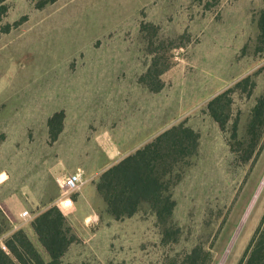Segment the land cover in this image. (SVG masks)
Wrapping results in <instances>:
<instances>
[{
    "label": "rangeland",
    "instance_id": "obj_1",
    "mask_svg": "<svg viewBox=\"0 0 264 264\" xmlns=\"http://www.w3.org/2000/svg\"><path fill=\"white\" fill-rule=\"evenodd\" d=\"M17 1L9 20L20 24L25 8L35 18L50 5ZM263 13L264 0H164L78 52L87 40L78 31L43 36L37 67L29 54L34 47L18 40L23 57L12 75L26 85L5 107L24 103L36 120L27 125L26 147H10V158L21 164L4 169L17 175L29 167L21 199L32 223L55 208L60 190L53 175L83 173L75 208L62 213L78 238L63 264H186L198 247L209 253L208 264L245 260L264 232V126L255 146L248 133L264 97ZM15 50L11 44L8 57ZM226 92L221 128L208 105ZM180 125L196 133L198 145L158 169L168 173L162 179L164 195L175 201L172 216L164 222L142 202L133 216L116 219L97 190L102 174ZM51 129L60 130L55 140ZM5 139L0 133V144ZM19 223L21 217L10 223L0 214L1 249L20 229L34 241Z\"/></svg>",
    "mask_w": 264,
    "mask_h": 264
},
{
    "label": "trees",
    "instance_id": "obj_2",
    "mask_svg": "<svg viewBox=\"0 0 264 264\" xmlns=\"http://www.w3.org/2000/svg\"><path fill=\"white\" fill-rule=\"evenodd\" d=\"M8 1L0 0V23L10 10ZM55 1L50 0V3ZM25 20L24 17L21 21ZM19 24V22L6 24L0 30V38ZM260 29L264 33V13L260 19ZM226 95L227 92L217 96L208 105L209 113L221 128H224L227 119L226 117L222 119L218 114L221 108L219 104ZM51 123L52 120H50L52 128ZM258 126H264V97L258 100L249 125L248 133L253 137L254 146L256 138L260 135ZM50 133L55 140L60 130L51 129ZM197 145L196 133L180 125L166 131L144 149L105 171L97 184V190L103 196L108 212L116 219L131 217L142 202H147L156 210L158 217L167 222L173 214L175 201L171 196L164 195L168 188L162 177L168 173L161 174L158 169L168 159L185 158ZM32 227L39 241L50 254L51 261L46 263L42 260L27 233L20 229L5 242L8 252L0 248V264H14L15 260L19 264H63L65 254L78 241L77 236L66 224L65 217L56 207L38 215ZM208 254L198 247L187 257L186 264H197L196 262L208 264ZM241 264H264V232H259Z\"/></svg>",
    "mask_w": 264,
    "mask_h": 264
},
{
    "label": "crops",
    "instance_id": "obj_3",
    "mask_svg": "<svg viewBox=\"0 0 264 264\" xmlns=\"http://www.w3.org/2000/svg\"><path fill=\"white\" fill-rule=\"evenodd\" d=\"M163 1L164 0H56L55 2L50 3L49 6L38 11L35 18H32L29 10L25 8L26 12L23 17L29 16V19L25 20V22L20 24L17 28L12 29L9 33L1 36L0 133L5 135L6 139L0 144V178L3 175L7 176L0 181V214H3L8 222L13 223L20 217V211L22 209H24L23 211L27 210L25 208L26 204L21 197L26 196V182L24 178L28 174L27 170L29 167L27 166V168H25L23 174L18 173L16 175L15 172L8 174L4 169L5 163L7 165L11 163L21 164V160H12L10 158V147L20 148L21 145L22 147H26L27 141L25 134L28 130L27 125H32L34 120H36L32 119V116L30 115L31 110L23 107L24 103L20 104L19 102L17 106L12 109L5 107V105L9 101H12V99H14L26 85L22 84L19 76L17 77V74L16 77L14 76L15 78L12 75V68L15 69L19 66L16 59H18V63H20L19 61H21L20 59L23 57L20 55L21 50L19 51L20 43L18 40L21 37H25V46L28 45L34 47V51L32 53L29 52V54L31 57L34 56L31 60L34 61V66L37 67V65L42 62V51H38L37 47L43 36H48L55 32L58 33L59 29L78 31L82 35L87 36V40L84 44L73 50L78 52L84 50L87 46L92 45V43L98 40L99 37L109 34L124 20L132 18L141 10L156 6ZM8 5L10 10H13L19 4L17 0H9ZM9 12L6 18H4V22L7 24H14L17 21L9 20ZM59 34L61 33L59 32ZM11 44L15 45L16 50L10 57H8L6 50L10 49ZM47 55H49V57L52 56L51 53H47ZM53 58L55 60L54 56ZM16 132L19 133V136L16 137L17 140L15 139ZM21 139L23 141L22 143H20ZM23 164L27 165V162ZM73 172L75 171L64 174H70ZM58 175L63 174H56L52 177L55 186L54 178ZM19 224V226L27 228L34 240L33 242L36 245V248L43 256L45 262H50V254L38 243V236L32 227V221L25 224L21 221ZM76 234L79 235L77 232Z\"/></svg>",
    "mask_w": 264,
    "mask_h": 264
},
{
    "label": "built area",
    "instance_id": "obj_4",
    "mask_svg": "<svg viewBox=\"0 0 264 264\" xmlns=\"http://www.w3.org/2000/svg\"><path fill=\"white\" fill-rule=\"evenodd\" d=\"M55 184L60 190V196L55 202V207L64 214V212H72L75 208V202L72 195L78 192L83 185V173L77 170L70 174L58 175L54 178ZM23 224L32 221V214L25 210L21 215ZM2 249L8 251L5 244H2Z\"/></svg>",
    "mask_w": 264,
    "mask_h": 264
}]
</instances>
